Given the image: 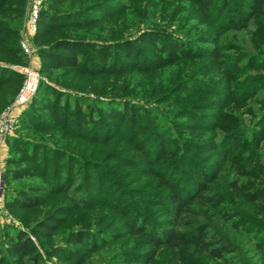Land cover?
<instances>
[{
  "label": "rangeland",
  "instance_id": "rangeland-1",
  "mask_svg": "<svg viewBox=\"0 0 264 264\" xmlns=\"http://www.w3.org/2000/svg\"><path fill=\"white\" fill-rule=\"evenodd\" d=\"M207 1L46 0L42 11L54 25L80 24L61 35L113 47L104 55L117 73L90 65L88 74L41 56L48 44L36 41L45 26L29 25L32 0H0V27L10 38L0 46L1 73L22 75L19 69L30 67L39 81L15 114L3 168L21 169L14 162L24 150L29 157L40 152L38 169L29 170L34 176L8 180L0 264H22L11 251L16 235L32 241L40 264H264V212L234 190H264V0L237 27L230 23H237L241 0L222 19ZM169 37L182 49L161 56ZM26 41L33 55L7 61V49ZM130 44L133 56L146 54L139 68L127 58ZM19 89L1 84L0 115ZM237 136L242 143L227 156ZM199 173L215 179L204 193L213 206L170 225L158 204L169 193L161 176L175 175L190 194L203 181ZM28 190L46 204L36 211L6 204ZM47 214L57 219L50 241L32 232ZM169 227L200 228L208 252L149 244L148 233L162 236ZM224 244L229 252L215 255Z\"/></svg>",
  "mask_w": 264,
  "mask_h": 264
},
{
  "label": "trees",
  "instance_id": "trees-1",
  "mask_svg": "<svg viewBox=\"0 0 264 264\" xmlns=\"http://www.w3.org/2000/svg\"><path fill=\"white\" fill-rule=\"evenodd\" d=\"M200 3L204 0H198ZM207 1V0H206ZM46 2V1H45ZM233 0H208L206 2L207 9L216 8L219 10L220 19L225 18L226 15L224 12L226 10H231L230 6ZM261 0H241L240 5H237L238 20L237 23L231 22L230 25L233 27H237V25H244L254 14H257L260 9ZM39 23L45 26L44 31L41 33L40 37L36 40L37 43L41 41H45L47 48H44L41 51V56L46 58L49 61H52L53 64L57 67H72L79 72H85L91 74L92 69L89 67L90 65H102L104 69L100 71L103 74L114 72L110 70L108 66V59L106 57L105 51L113 50V47H109V45L105 42L98 43L94 41H81L75 40L73 38L65 37L61 35L67 31L75 29L76 27H80L78 23L71 22H63L58 25H54L53 15H49L44 11L41 12ZM42 27V26H41ZM6 29H2L0 27V46L5 45L9 41V37L6 34ZM56 32V33H55ZM52 34L55 37L53 38ZM160 40V39H159ZM14 44H17L14 42ZM163 54L176 53L178 50L182 49L180 42L175 39V37L166 38L165 42H162ZM129 53L127 58L130 59L131 63H133L136 68H139L140 63L146 57V54L138 53L136 56L132 55L134 49L132 50L131 44L129 45ZM118 49V48H115ZM119 49H123V47H119ZM19 52H22L21 48L14 45V47L7 49V61L11 59H16L17 61H23L19 56ZM215 56H218L217 52L213 53ZM24 55V54H23ZM84 66V67H83ZM0 70V88L1 84H13L17 88H21L24 77L22 75H17L13 73H8L5 71L4 74L1 73ZM117 73V72H114ZM54 118L56 120L60 119V111L52 110ZM10 136L6 140V145L10 138ZM241 137L237 136L234 138V142L230 145L229 151H227L226 155L230 156L231 153L235 151L239 144H241ZM213 149H218V146L215 145ZM220 152V151H219ZM24 158L17 159L15 165L22 166L21 169H15L14 171H7L4 168L5 179H4V203L6 200V189L7 183L10 176H14L17 179H24L34 176V173H31L30 169H38L39 156L40 152L36 149L33 152L31 157L27 156V151L24 150ZM221 153V152H220ZM26 164H31V166L27 167ZM36 172V171H35ZM11 173V175H10ZM199 180L202 179V182H195L197 185L195 190L190 194H187V191H183L179 188L176 180H174V176L162 175L161 181L163 182V186L165 189L169 191L166 198L163 201H158L160 206H163L166 209V213L171 217L170 225L181 226V220L189 217L191 219L196 215V211L204 206H213V199H209L204 193L210 190V184L215 182V179L212 176L206 175L204 173H199ZM64 190L60 188V190ZM234 190L241 193L243 199L247 201V203L258 204L257 208L260 209L261 212H264V190H250V191H240L236 185H234ZM6 204L10 207H18L23 211H36L38 208L44 206L46 203L42 200V197H36L35 194H32L31 191H22L18 200L15 203H11L7 201ZM48 216L37 222V225H34L32 228V232L36 233L38 236L45 238L47 240H51L53 234L56 231L57 219L53 217V214H47ZM148 225V224H147ZM147 229L144 228V232ZM193 230V229H192ZM137 231V230H134ZM143 231V230H141ZM190 232V235L188 234ZM149 244H155L156 247L166 245L168 248L172 250H177V252H183L184 249L194 248L199 250L200 252H208L210 245L205 243L206 235L204 231L200 228L194 229L193 231L188 230V232H181L177 229H173L169 227L166 232L162 233V236H156L152 232L148 233ZM192 234V236H191ZM191 236V237H190ZM77 242L83 243V236H78L75 240ZM13 246L11 247V251L22 260V264H40L41 256L37 251L36 246L32 243V241L25 237V235H16ZM178 249H180L178 251ZM229 252L228 246L224 244V246L214 253L217 256H222L223 254ZM27 260V261H26Z\"/></svg>",
  "mask_w": 264,
  "mask_h": 264
},
{
  "label": "built area",
  "instance_id": "built-area-1",
  "mask_svg": "<svg viewBox=\"0 0 264 264\" xmlns=\"http://www.w3.org/2000/svg\"><path fill=\"white\" fill-rule=\"evenodd\" d=\"M46 0H32V5L29 12V25L35 29L43 6ZM21 50L26 57L33 55V50L29 42L21 44ZM24 77L23 84L18 91L17 97L13 105L0 115V211L4 203V179L5 172L2 165L3 150L6 146V140L13 135L16 124V113L27 106L38 88V74L30 67H22L19 69Z\"/></svg>",
  "mask_w": 264,
  "mask_h": 264
},
{
  "label": "crops",
  "instance_id": "crops-1",
  "mask_svg": "<svg viewBox=\"0 0 264 264\" xmlns=\"http://www.w3.org/2000/svg\"><path fill=\"white\" fill-rule=\"evenodd\" d=\"M4 152V151H3Z\"/></svg>",
  "mask_w": 264,
  "mask_h": 264
}]
</instances>
